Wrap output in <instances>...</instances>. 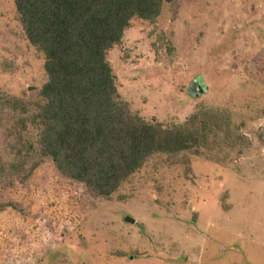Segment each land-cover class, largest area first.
<instances>
[{
	"label": "rangeland",
	"instance_id": "rangeland-1",
	"mask_svg": "<svg viewBox=\"0 0 264 264\" xmlns=\"http://www.w3.org/2000/svg\"><path fill=\"white\" fill-rule=\"evenodd\" d=\"M107 59L132 112L167 128L194 116L200 140L101 197L38 152L44 55L0 0V100L19 102L0 104V264H264V0L164 2Z\"/></svg>",
	"mask_w": 264,
	"mask_h": 264
},
{
	"label": "trees",
	"instance_id": "trees-1",
	"mask_svg": "<svg viewBox=\"0 0 264 264\" xmlns=\"http://www.w3.org/2000/svg\"><path fill=\"white\" fill-rule=\"evenodd\" d=\"M172 1L13 0L25 37L44 55L47 78L30 118L39 128L37 150L91 194L108 197L152 155L176 154L199 144L194 116L167 128L132 112L119 98L107 59L132 18L154 21L163 3ZM0 104L19 106L9 99ZM9 163L7 175L14 176L16 168L17 175L23 173L16 158ZM6 165L0 160L2 170ZM7 234L2 220L0 247Z\"/></svg>",
	"mask_w": 264,
	"mask_h": 264
},
{
	"label": "water",
	"instance_id": "water-1",
	"mask_svg": "<svg viewBox=\"0 0 264 264\" xmlns=\"http://www.w3.org/2000/svg\"><path fill=\"white\" fill-rule=\"evenodd\" d=\"M126 220H131L132 221L133 219L127 218Z\"/></svg>",
	"mask_w": 264,
	"mask_h": 264
}]
</instances>
